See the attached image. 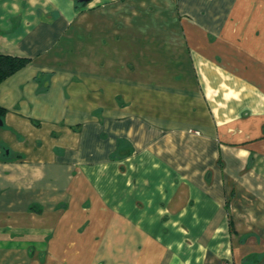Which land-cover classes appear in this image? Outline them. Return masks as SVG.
<instances>
[{
  "label": "crops",
  "instance_id": "1",
  "mask_svg": "<svg viewBox=\"0 0 264 264\" xmlns=\"http://www.w3.org/2000/svg\"><path fill=\"white\" fill-rule=\"evenodd\" d=\"M0 0V264H264V0Z\"/></svg>",
  "mask_w": 264,
  "mask_h": 264
},
{
  "label": "trees",
  "instance_id": "2",
  "mask_svg": "<svg viewBox=\"0 0 264 264\" xmlns=\"http://www.w3.org/2000/svg\"><path fill=\"white\" fill-rule=\"evenodd\" d=\"M77 5L81 6L83 4L78 3ZM27 64L28 60L26 59L0 55V84L19 70L23 69ZM4 114L5 111L0 108V120Z\"/></svg>",
  "mask_w": 264,
  "mask_h": 264
},
{
  "label": "water",
  "instance_id": "3",
  "mask_svg": "<svg viewBox=\"0 0 264 264\" xmlns=\"http://www.w3.org/2000/svg\"><path fill=\"white\" fill-rule=\"evenodd\" d=\"M89 1H90V0H77V2H78L79 4H83V5L87 4ZM1 126H2V121L0 120V127H1Z\"/></svg>",
  "mask_w": 264,
  "mask_h": 264
}]
</instances>
